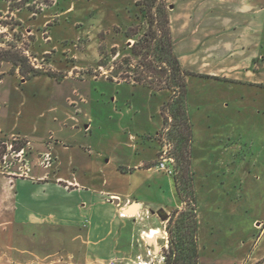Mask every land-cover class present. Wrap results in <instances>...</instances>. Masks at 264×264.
<instances>
[{
    "label": "rangeland",
    "instance_id": "374dc122",
    "mask_svg": "<svg viewBox=\"0 0 264 264\" xmlns=\"http://www.w3.org/2000/svg\"><path fill=\"white\" fill-rule=\"evenodd\" d=\"M156 1L167 8L171 2ZM30 5L32 10L11 11L8 2L0 0V51H17L41 71L24 79L12 62L0 58V175L12 182L37 171L39 176L32 178L54 181L48 169L58 163L60 154L64 161V151L73 144L70 131L92 135L93 148L99 138L107 147L112 138L125 137L118 131L119 123L138 136L136 142L157 147L155 168L172 177L173 183L174 197L164 186L160 191L150 183L140 190L167 203L154 209L153 216L143 215L133 235L158 224L164 231L169 215L182 204L173 174L157 167L160 153L168 148L174 154V141L167 136L170 126L164 127L160 113L171 91L164 87L159 70L148 68L145 49L138 55L131 52L135 42L142 48L145 40L140 41L149 42L155 33L156 23L145 16L143 0H31ZM255 48L258 54L248 58L251 50L241 46L218 47L212 57L218 77H206L199 65H193L197 70L193 73L200 74L186 77L201 264H264V35ZM136 77L138 82L133 81ZM150 81L161 88L147 87ZM49 96L55 102L48 112ZM98 124L111 130H97ZM149 153L145 150V155ZM166 165L173 169V163ZM124 232L129 236L130 224ZM161 236L152 238H157L160 255L166 246ZM69 243L51 238L36 248L29 241L15 246L37 250L39 260L30 264H69L66 252L79 250ZM140 251L141 259L159 264L156 252L150 256L143 248ZM77 257L72 264L80 263Z\"/></svg>",
    "mask_w": 264,
    "mask_h": 264
},
{
    "label": "crops",
    "instance_id": "0c3cea01",
    "mask_svg": "<svg viewBox=\"0 0 264 264\" xmlns=\"http://www.w3.org/2000/svg\"><path fill=\"white\" fill-rule=\"evenodd\" d=\"M168 17L172 49L181 66L194 72L197 70L193 67L199 65L197 69L208 77L219 76L213 71L216 48L241 46L251 50L248 58H252L254 47L263 40L264 0H171ZM50 98L46 99L48 112L53 111L55 102ZM117 125L125 137L112 138L107 147L99 138L93 148L92 135L88 138L79 136L81 130L70 131L73 144L64 151V161L60 154L58 163L48 169L49 175L56 177L54 181L32 178L39 176L35 170L36 174L17 177L12 182L0 175V264L8 260L34 263L39 260L35 248L51 238L79 247L75 252H66L69 264L75 256L78 264H100L110 259H116V264H135L136 256H142L140 248L145 254L153 253L144 236L151 228L162 232V245H166V232L159 224L141 229L138 236L133 235V228L143 215L153 216L154 209L167 203L152 200L140 190L147 184L160 191L164 186L174 197L172 177L156 170V146L136 142L137 135ZM45 126L50 129L48 123ZM103 127L111 130L106 124L96 126L97 130ZM93 128L94 124L89 127L91 133ZM76 146L86 149L79 153ZM145 150L150 151L148 156ZM132 202L140 206H130ZM128 208L133 213L123 212ZM128 224L129 236L123 233L128 231ZM21 241H29L35 248L30 252L15 246ZM26 256L31 259L26 261Z\"/></svg>",
    "mask_w": 264,
    "mask_h": 264
},
{
    "label": "trees",
    "instance_id": "16d2710c",
    "mask_svg": "<svg viewBox=\"0 0 264 264\" xmlns=\"http://www.w3.org/2000/svg\"><path fill=\"white\" fill-rule=\"evenodd\" d=\"M4 1L8 2L11 11L20 8L32 10L31 0ZM156 2V0H143L144 9L142 10L145 12V16L150 17L149 22L151 24L156 23V27L152 30L158 38L151 34L152 38H156L153 44L150 43L152 38L149 39V42L147 38H143L140 41L142 43L145 40V45L142 48L138 47L139 42H135L131 47V52L138 55L141 54L142 49H145L150 57L148 68L159 70L158 74L163 76L164 79V87L171 91L168 100L161 105L160 113L164 127L170 126L167 136H171L174 141V154L171 155L173 158L174 186L182 206L175 208L167 219L165 225L167 241L166 246L161 249L164 256V261L161 264H201L197 238L198 221L193 181L194 173L190 161L191 125L185 103L186 77L196 74L183 68L175 56L172 49L168 8L165 4H157ZM146 10L151 11V13L149 14ZM0 58L12 62L24 79L41 73L40 70L34 69L30 65L27 56L17 51H0ZM101 65L102 63L99 66ZM46 74L59 80L58 76L52 75L50 72H46ZM138 80L137 77L133 79L134 82H138ZM145 85L154 90L161 88L153 86L151 81Z\"/></svg>",
    "mask_w": 264,
    "mask_h": 264
},
{
    "label": "built area",
    "instance_id": "2783aa9c",
    "mask_svg": "<svg viewBox=\"0 0 264 264\" xmlns=\"http://www.w3.org/2000/svg\"><path fill=\"white\" fill-rule=\"evenodd\" d=\"M170 149H166L165 151H163L162 153H160L159 155V161H158V164H157V167L160 168V169H163L165 171H167V173L169 174H173V169H171L169 166H167L166 164L168 163H173V158L172 156L170 155ZM148 255L150 256H154L152 255V253L150 251L147 252ZM157 260V262L159 264H161L163 261H164V256L163 255H160L158 254L157 256H154ZM136 263L135 264H152L150 263V261H144L143 259H141V256L140 255H137L136 256ZM101 264H116V259H110L106 262H102Z\"/></svg>",
    "mask_w": 264,
    "mask_h": 264
},
{
    "label": "water",
    "instance_id": "95a60500",
    "mask_svg": "<svg viewBox=\"0 0 264 264\" xmlns=\"http://www.w3.org/2000/svg\"><path fill=\"white\" fill-rule=\"evenodd\" d=\"M118 199H115V202H118L117 201ZM134 205V207L135 206H137V205H139L138 203H136V202H132L131 204H130V206H133ZM133 209H131V208H128V209H126V210H124L123 212L124 213H133ZM158 237H160V236H158ZM145 242H146V245L148 246V247H152L153 248V253H159V251H160V248H159V246H158V244H157V242L155 241V239H152V238H145Z\"/></svg>",
    "mask_w": 264,
    "mask_h": 264
},
{
    "label": "bare ground",
    "instance_id": "6f19581e",
    "mask_svg": "<svg viewBox=\"0 0 264 264\" xmlns=\"http://www.w3.org/2000/svg\"><path fill=\"white\" fill-rule=\"evenodd\" d=\"M140 206V205H137ZM162 232L158 229V228H151L150 231H147V233L145 234L147 236V238H155L156 234H161Z\"/></svg>",
    "mask_w": 264,
    "mask_h": 264
}]
</instances>
